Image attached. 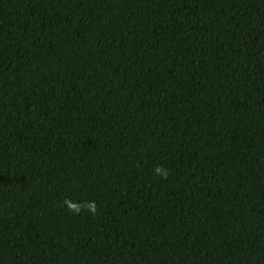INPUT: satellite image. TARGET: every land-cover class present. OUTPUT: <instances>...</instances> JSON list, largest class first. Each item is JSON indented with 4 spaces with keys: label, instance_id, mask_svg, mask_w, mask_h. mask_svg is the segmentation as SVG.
Here are the masks:
<instances>
[{
    "label": "trees",
    "instance_id": "1",
    "mask_svg": "<svg viewBox=\"0 0 264 264\" xmlns=\"http://www.w3.org/2000/svg\"><path fill=\"white\" fill-rule=\"evenodd\" d=\"M0 264H264V0H0Z\"/></svg>",
    "mask_w": 264,
    "mask_h": 264
}]
</instances>
